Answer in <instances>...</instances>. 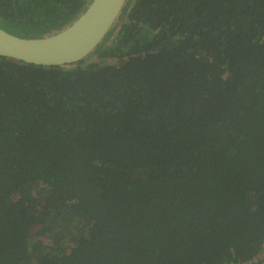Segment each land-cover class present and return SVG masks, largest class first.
Listing matches in <instances>:
<instances>
[{
  "label": "trees",
  "instance_id": "obj_1",
  "mask_svg": "<svg viewBox=\"0 0 264 264\" xmlns=\"http://www.w3.org/2000/svg\"><path fill=\"white\" fill-rule=\"evenodd\" d=\"M91 0H0L63 29ZM264 0H127L86 58L0 56V264H264Z\"/></svg>",
  "mask_w": 264,
  "mask_h": 264
},
{
  "label": "water",
  "instance_id": "obj_2",
  "mask_svg": "<svg viewBox=\"0 0 264 264\" xmlns=\"http://www.w3.org/2000/svg\"><path fill=\"white\" fill-rule=\"evenodd\" d=\"M126 1L91 0L70 24L45 36L22 37L0 27V56L44 66L78 62L92 53Z\"/></svg>",
  "mask_w": 264,
  "mask_h": 264
},
{
  "label": "rangeland",
  "instance_id": "obj_3",
  "mask_svg": "<svg viewBox=\"0 0 264 264\" xmlns=\"http://www.w3.org/2000/svg\"><path fill=\"white\" fill-rule=\"evenodd\" d=\"M18 36H19V35H18ZM260 258L264 259V255H263V256H261Z\"/></svg>",
  "mask_w": 264,
  "mask_h": 264
}]
</instances>
